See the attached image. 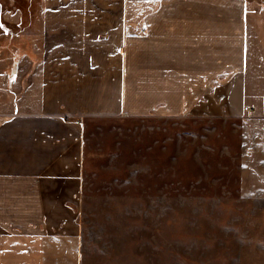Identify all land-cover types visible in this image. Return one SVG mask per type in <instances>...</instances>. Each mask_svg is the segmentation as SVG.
I'll use <instances>...</instances> for the list:
<instances>
[{"label":"crops","instance_id":"obj_1","mask_svg":"<svg viewBox=\"0 0 264 264\" xmlns=\"http://www.w3.org/2000/svg\"><path fill=\"white\" fill-rule=\"evenodd\" d=\"M17 12L0 21V264H83L88 118L182 116L222 98L245 114L264 176V0H39Z\"/></svg>","mask_w":264,"mask_h":264},{"label":"rangeland","instance_id":"obj_2","mask_svg":"<svg viewBox=\"0 0 264 264\" xmlns=\"http://www.w3.org/2000/svg\"><path fill=\"white\" fill-rule=\"evenodd\" d=\"M35 3L0 0V21ZM224 102L85 121L83 264H264V176Z\"/></svg>","mask_w":264,"mask_h":264}]
</instances>
